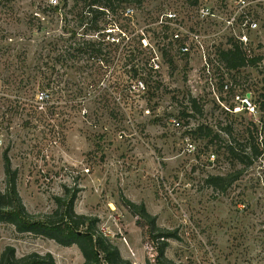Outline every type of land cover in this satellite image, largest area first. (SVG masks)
Here are the masks:
<instances>
[{
	"label": "rangeland",
	"instance_id": "rangeland-1",
	"mask_svg": "<svg viewBox=\"0 0 264 264\" xmlns=\"http://www.w3.org/2000/svg\"><path fill=\"white\" fill-rule=\"evenodd\" d=\"M241 1L131 0L101 16L98 33L85 0H0V193L7 158L28 213L41 219L56 211L57 199L74 196L75 213L96 219L132 264H154L155 246L125 201L144 205L176 236L165 252L175 264H264V0ZM205 7L215 18L200 19ZM170 12L201 36V47L182 55L167 43L160 20ZM231 18L237 20L233 28L227 26ZM245 19L258 28L245 30L249 43L243 47L261 61L218 68L219 84L250 94L253 116L226 112L232 92L218 86L219 103L202 71L204 55L214 63L230 38L238 42ZM85 41L101 42L109 53L104 66L75 53ZM155 53L160 67L148 76ZM130 57L136 58L131 65ZM135 66L147 80L144 95L129 91ZM42 94L48 96L43 110L36 104ZM190 98L202 112L191 110ZM198 127L205 136L192 134ZM185 138L194 153L184 152ZM226 145L247 159L236 160ZM228 175L238 179L224 192L206 184L211 176ZM6 247L17 257L51 254L56 264L84 263L76 245L19 234L0 222V255Z\"/></svg>",
	"mask_w": 264,
	"mask_h": 264
},
{
	"label": "trees",
	"instance_id": "trees-1",
	"mask_svg": "<svg viewBox=\"0 0 264 264\" xmlns=\"http://www.w3.org/2000/svg\"><path fill=\"white\" fill-rule=\"evenodd\" d=\"M77 1V0H76ZM85 7L87 17H90L89 24L95 32H101L98 26V20L101 16L115 12V10L125 4H130L131 0H85ZM190 4H197L198 0H186ZM77 4V3H76ZM84 19L79 21L83 23ZM107 36L110 32H106ZM74 33H72V37ZM164 36V35H163ZM166 39L167 36H164ZM230 48L219 49L217 51V60L226 70H237L245 66H255L261 61L260 57H249L246 49L242 44L232 40H228ZM114 43V42H112ZM172 44V43H170ZM78 47L74 51L76 54H86L90 58H97V64L104 66V62H108L107 51L102 47L101 42L85 41L78 43ZM173 45V44H172ZM166 55V53H165ZM74 57V56H72ZM135 57H130V65L135 61ZM149 65V63H148ZM133 66V65H132ZM143 68L135 66L130 67V79H140L144 83L146 78H142ZM153 72L149 67L148 76ZM146 84V83H145ZM190 108L196 113L202 112V106L196 99H189ZM264 107V104H262ZM184 117H189L185 112L182 113ZM264 126V124H263ZM204 128L198 127L192 134L196 138L205 136L203 134ZM211 133L207 130L206 136ZM264 145V141H262ZM227 153L236 160L243 162L247 159L245 154L240 155L231 145L225 146ZM257 153L256 148H253ZM5 173L7 176V183L4 193H0V222H5L12 225L15 231L19 234H32L42 236L55 241L63 247H70L76 245L83 258V264H132L129 260L124 259L119 249L112 244L110 239L99 230L97 227V220L88 218L84 215H78L74 211V196H70L67 200L57 199L58 207L56 211L47 216H42L41 219H36L24 207L21 198L16 188V171L11 168V164L5 158ZM238 179L231 175L228 176H211L206 180V184L213 190L224 192L230 185ZM129 210L133 211L135 216H139L147 226L149 238L152 245L155 246L154 264H175L165 256L166 249L169 245V240L176 236L168 230L160 228L156 223V218L147 212L144 205H136L130 201L124 202ZM0 264H56L51 254L31 253L23 257H17L15 249L6 247L0 255Z\"/></svg>",
	"mask_w": 264,
	"mask_h": 264
},
{
	"label": "built area",
	"instance_id": "built-area-1",
	"mask_svg": "<svg viewBox=\"0 0 264 264\" xmlns=\"http://www.w3.org/2000/svg\"><path fill=\"white\" fill-rule=\"evenodd\" d=\"M49 2L53 5L55 4L56 0H49ZM240 3L241 5H246L245 0H242ZM198 15L202 20L215 18V14L212 12V10L206 7L201 8ZM179 19L180 17L177 16L176 13L170 12L162 17V19L160 20V24L163 25L162 28L165 29L164 36H167V43H172L173 46L177 47L179 53H181L182 55H187L191 53L192 46H195L197 48L201 47V36L197 32H193L190 29H185L184 25L181 24V21ZM236 21L237 20L235 18H231L227 22V26L233 28L235 25L233 23ZM240 27L242 29V32L237 36V41L242 45H247V43H249V40L245 30L255 31L258 28V24L256 21H247L245 19L243 22H241ZM156 55L157 54L155 53V56H152L150 58L151 62H149V67L152 68L153 72L159 70L160 67L156 62V59H159L158 55ZM202 63V71L205 76L206 82L209 84L211 93H213L219 103L220 98L217 96L218 86L221 87L222 92L226 95L232 92L231 98L233 105L225 107L222 104L226 112H229L231 114L245 112L249 116H253L257 113L256 105L254 104L250 94L237 93V91H233L231 86L227 82L219 84V80L222 78V75L221 71H219L218 68H224L217 59L214 60V63H212L204 55ZM129 91L132 93H137L139 95H144L146 91V84L140 79L131 81L129 85ZM47 97L48 96L46 94H42L38 97L36 104L38 105L39 109H44ZM146 114H149V110H146ZM169 122L174 128L181 127L180 121L176 118H171ZM195 149V145L187 138H185L184 152H187L189 154L194 153ZM211 161H214L213 155L211 156Z\"/></svg>",
	"mask_w": 264,
	"mask_h": 264
}]
</instances>
